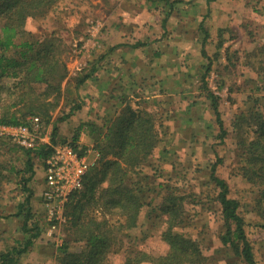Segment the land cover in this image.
<instances>
[{
  "label": "rangeland",
  "instance_id": "1",
  "mask_svg": "<svg viewBox=\"0 0 264 264\" xmlns=\"http://www.w3.org/2000/svg\"><path fill=\"white\" fill-rule=\"evenodd\" d=\"M73 1L85 5L81 8L84 15V21L79 24L81 28H74L80 23V14L67 11L29 21L27 25L38 37L57 30L62 60L69 69L60 104L46 123L51 137L52 124L65 117L58 122L56 138L59 142L66 138L73 142L79 133L78 147L91 150V170L100 163L101 154L95 148L96 135H90L83 124L91 120L101 123L105 116L114 117L121 106L120 97L126 98V104L134 109L150 111L161 136L155 155L144 168L151 175L149 185L154 190L147 194V199L153 204L142 211V224L119 234L122 243L113 256L114 264H124L125 256L134 248L154 253L168 249L161 238L167 215L159 206L153 207L162 202L164 191L160 185H175L180 188V195L185 196L187 221L178 231L199 240L208 257L204 264H243L220 241L223 221L220 204L215 199L217 188L211 181V165L218 158L223 161L218 162L217 174L229 183L230 195L239 199L256 259L264 264V227L260 214L264 207L257 201V187L239 173L232 125L236 113L253 105V97L261 95L257 87L264 83V0H217L211 4L207 0H134L130 8L137 12L138 20L133 23L132 38L135 42L150 41L152 45L134 52L126 63L122 59L127 55L118 56L116 50L99 61L98 73L94 75L97 84L111 78L106 88H101L104 94L99 95L97 87L90 89L91 85L82 86L77 92L74 81L80 71L89 68L90 60L108 52L116 43V21L123 17L116 14V0ZM104 24L111 27L110 32L100 30ZM202 49L208 59L202 56ZM156 52L160 55L156 56ZM209 61L212 69L207 77L208 87L219 98L221 117L228 131L223 141L218 136L220 127L208 90L200 78ZM117 70L124 71L119 79ZM78 104L81 108L74 110ZM255 134L254 128H247L244 133L250 138ZM25 159L23 149L10 151L0 143V251L25 242L37 228L41 234L21 261L57 264L60 248L73 233L71 216L66 214L69 201L64 210L65 221L52 229L42 200L45 161L32 154L34 177L29 185L33 195L25 203L27 192L23 181L31 175L26 170ZM12 166L13 171H8ZM17 174L22 176L16 177ZM160 188L163 194H159ZM20 205L24 209L16 217ZM28 208L33 215L28 228L36 225L31 231H25L23 226Z\"/></svg>",
  "mask_w": 264,
  "mask_h": 264
},
{
  "label": "trees",
  "instance_id": "2",
  "mask_svg": "<svg viewBox=\"0 0 264 264\" xmlns=\"http://www.w3.org/2000/svg\"><path fill=\"white\" fill-rule=\"evenodd\" d=\"M214 1L217 0H207L208 4ZM81 5L73 0H0V125L27 124L32 116H40L44 123L51 120L52 111L58 107L60 97L65 92L63 82L69 75V69L62 60L57 30L38 37L27 25L29 21L67 11L68 14H80V23L74 28H81L79 24L84 21L81 8H85L84 4ZM110 29L102 25L100 30L110 32ZM149 42L138 40L132 47H143ZM123 45H128V42L113 43L108 52L90 60L89 68L77 74L73 88L78 92L98 71L97 63ZM155 55L159 56L160 53L156 52ZM202 56L208 59L205 49H202ZM211 66V61L204 65L205 71L200 78L208 90L207 96L212 101L220 127L218 136L223 141L228 131L221 117L219 98L208 87L207 77ZM257 89L261 95L253 97V105L236 113L232 125L240 161L239 173L257 187V201L264 207V83ZM120 98L118 104L121 106L114 117L105 116L101 123L91 120L83 124L90 135H96L95 148L101 154V160L86 175L84 191L75 192L67 204L66 214L71 216L73 233L70 234L72 238L66 239L60 248L57 264H114L113 256L119 252L117 246L122 243L119 234L142 224V211L153 204L152 200L147 199V194L154 190L149 185L151 175L144 168L150 164L161 143L157 122L147 109H134L132 105L126 104V98ZM73 108H81V104ZM63 119L65 117L52 124L54 143H59L56 138L58 122ZM247 128H254L256 134L253 138L244 135ZM78 138L79 133L73 137V143L77 144ZM67 141L66 138L63 142ZM0 143L8 146L10 151L23 149L26 152V170L31 175L23 181V189L27 192L24 202L29 203L33 195L29 185L34 177L32 154L45 161L51 148L42 145L35 149H24L1 137ZM222 161V158H218L211 165V181L217 188L215 199L220 204L223 221L220 241L243 264H259L246 231L245 218L240 211L241 203L230 195V185L226 179L217 174V165ZM13 168L10 167L8 171H13ZM160 186L164 191L162 202L153 207L159 206L167 215L166 229L161 232V238L168 249L154 253L134 248L125 256L124 264H204L208 257L199 240L178 231L187 221L184 217L185 196L180 195V188L175 185ZM161 188L159 194H163ZM23 209L24 205H20L15 216H20ZM260 214L264 227V209ZM32 216L28 208L23 224L25 231L36 228V225L28 228ZM40 234L36 228V232H32L25 242L0 251V264H35L30 261L23 263L21 258L31 250L34 239Z\"/></svg>",
  "mask_w": 264,
  "mask_h": 264
},
{
  "label": "built area",
  "instance_id": "3",
  "mask_svg": "<svg viewBox=\"0 0 264 264\" xmlns=\"http://www.w3.org/2000/svg\"><path fill=\"white\" fill-rule=\"evenodd\" d=\"M100 24L97 25V28ZM0 137L8 139L24 149L42 145L51 148L45 160V186L43 203L52 221V229L65 221L64 210L71 196L83 189L91 162V150H82L72 141L54 143L50 129L40 116H32L27 124L0 125ZM98 154V153H97Z\"/></svg>",
  "mask_w": 264,
  "mask_h": 264
},
{
  "label": "crops",
  "instance_id": "4",
  "mask_svg": "<svg viewBox=\"0 0 264 264\" xmlns=\"http://www.w3.org/2000/svg\"><path fill=\"white\" fill-rule=\"evenodd\" d=\"M132 3H135L134 0H121V2L116 0V14L118 13L119 16L123 17L118 19L116 22V43H123L125 41L128 42V45L119 46L116 48V54L118 56L127 55L122 59V63H126V60L129 61L130 56L132 57V54L134 52H139V50H144L145 47H150L152 45V42L149 43V45L143 46L141 48H134L132 47V44L135 43V40H133L131 32L132 27H134L135 22H137L138 17L136 16V13H134V10L130 8V6H133ZM120 22V25L118 23ZM137 24V23H136ZM131 28L130 30H128ZM118 37V39H117ZM122 52V53H120ZM127 52V54H125ZM145 55L143 54V57ZM131 60V59H130ZM123 68V66H122ZM124 71H116V77L119 79L122 77ZM111 79V78H110ZM110 79L106 78L103 82L97 84V78L91 77L88 81L85 82L83 85L84 87L91 85L90 89L96 88V92H98V95L104 94V90L101 88H106L107 83H110ZM87 91V90H85Z\"/></svg>",
  "mask_w": 264,
  "mask_h": 264
}]
</instances>
